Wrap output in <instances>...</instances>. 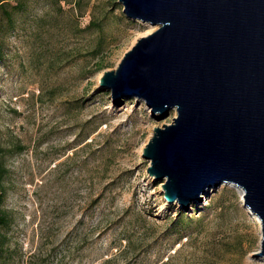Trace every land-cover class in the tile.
I'll list each match as a JSON object with an SVG mask.
<instances>
[{
	"label": "rangeland",
	"instance_id": "obj_1",
	"mask_svg": "<svg viewBox=\"0 0 264 264\" xmlns=\"http://www.w3.org/2000/svg\"><path fill=\"white\" fill-rule=\"evenodd\" d=\"M74 1L26 0L5 36L0 264H264L240 188L222 184L193 215L148 173L143 148L176 112L153 117L134 97L120 107L100 85L158 26L129 18L120 0Z\"/></svg>",
	"mask_w": 264,
	"mask_h": 264
},
{
	"label": "water",
	"instance_id": "obj_2",
	"mask_svg": "<svg viewBox=\"0 0 264 264\" xmlns=\"http://www.w3.org/2000/svg\"><path fill=\"white\" fill-rule=\"evenodd\" d=\"M158 28L125 53L100 85L143 100L155 127L143 148L167 202L196 215L222 184L243 189L261 220L264 257V0H120Z\"/></svg>",
	"mask_w": 264,
	"mask_h": 264
},
{
	"label": "trees",
	"instance_id": "obj_3",
	"mask_svg": "<svg viewBox=\"0 0 264 264\" xmlns=\"http://www.w3.org/2000/svg\"><path fill=\"white\" fill-rule=\"evenodd\" d=\"M61 1V0H56ZM80 5L79 0H75L74 4ZM26 6V0H0V62L4 58L5 36L12 33L16 28L15 14L23 11ZM20 151L25 149L23 145L18 146ZM5 149L0 146V205L5 201L6 186L5 180L9 175V168L4 161ZM186 216L180 212L175 221L183 222ZM10 222V218L5 211L0 210V257L4 252V238L6 235L1 231ZM188 228H186L187 230Z\"/></svg>",
	"mask_w": 264,
	"mask_h": 264
},
{
	"label": "bare ground",
	"instance_id": "obj_4",
	"mask_svg": "<svg viewBox=\"0 0 264 264\" xmlns=\"http://www.w3.org/2000/svg\"><path fill=\"white\" fill-rule=\"evenodd\" d=\"M153 27H155V26L153 25ZM99 79H100V77H99ZM240 193H241L242 198H243V194H244L243 189H240ZM247 209H248V211L250 212V214L254 217V219H256V221H258L259 224H261V220H260V218H259L257 215H255L254 213H252V212L250 211L249 208H247Z\"/></svg>",
	"mask_w": 264,
	"mask_h": 264
}]
</instances>
